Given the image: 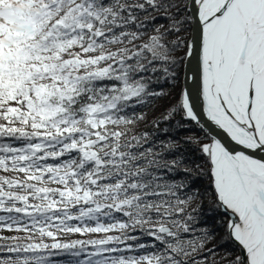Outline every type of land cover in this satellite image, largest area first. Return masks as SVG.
<instances>
[{
	"label": "snow or ice",
	"instance_id": "6c2138e0",
	"mask_svg": "<svg viewBox=\"0 0 264 264\" xmlns=\"http://www.w3.org/2000/svg\"><path fill=\"white\" fill-rule=\"evenodd\" d=\"M0 264H264V0H0Z\"/></svg>",
	"mask_w": 264,
	"mask_h": 264
},
{
	"label": "trees",
	"instance_id": "16d2710c",
	"mask_svg": "<svg viewBox=\"0 0 264 264\" xmlns=\"http://www.w3.org/2000/svg\"><path fill=\"white\" fill-rule=\"evenodd\" d=\"M190 28H191V25L189 26L188 30L184 33V36L186 39H189ZM182 73H181L180 81L178 82L180 85H182ZM163 87L165 90H168L170 85L164 84ZM157 103L159 104V103H163V102H157ZM143 110L149 112V117L151 118V116L153 115V110L151 108L143 109ZM177 119H179V117H177ZM162 127H163V125H162ZM170 130L176 131L175 128H172ZM178 135L181 137L189 136V135H196V136H199L201 138V140L204 142H207V137H210L205 129L204 130L199 129V127L196 126L194 123H186V127L181 128L178 132ZM185 149H186L187 154L192 158V160L195 163H201L202 162V159L200 158V153L196 149L195 145L188 144L185 146ZM207 184H208V179L206 177H203V176L200 177L197 181V187H203L204 185H207ZM212 199H213L212 197H208L204 201V210L205 211H204L203 221H204V223H206L209 226L214 225L219 219H221V217L216 212L208 211V209L210 207V201ZM5 234L7 235L8 233H5ZM220 235H222V229L219 230L217 239H219ZM225 247H230V246H221L219 249L221 254H223Z\"/></svg>",
	"mask_w": 264,
	"mask_h": 264
},
{
	"label": "water",
	"instance_id": "95a60500",
	"mask_svg": "<svg viewBox=\"0 0 264 264\" xmlns=\"http://www.w3.org/2000/svg\"><path fill=\"white\" fill-rule=\"evenodd\" d=\"M195 43V48L193 54L190 58H186L183 64L182 73V88L186 90L190 95V102L194 105V110L196 109V102L193 96V83H195V70H200L199 64V28L195 20L191 22L189 39ZM186 77V78H185ZM196 111V110H195ZM202 122L206 125V132L209 136L214 135L210 127L205 123V119L201 116Z\"/></svg>",
	"mask_w": 264,
	"mask_h": 264
},
{
	"label": "bare ground",
	"instance_id": "6f19581e",
	"mask_svg": "<svg viewBox=\"0 0 264 264\" xmlns=\"http://www.w3.org/2000/svg\"><path fill=\"white\" fill-rule=\"evenodd\" d=\"M200 70H195V83H193L194 87H193V96H194V100H195V104H196V111L201 113V116L205 119V123L207 124L208 127H210V129L212 130L213 134L216 135L218 138L222 139L223 142H225L226 144L229 145V147L235 149V150H239L238 146L235 145L234 142H231L230 139L222 132V130L216 128L214 125L210 124L206 118L203 116L202 113V97H201V93H200Z\"/></svg>",
	"mask_w": 264,
	"mask_h": 264
}]
</instances>
